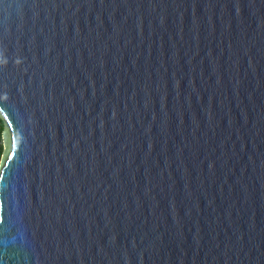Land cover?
<instances>
[{
  "label": "water",
  "instance_id": "obj_1",
  "mask_svg": "<svg viewBox=\"0 0 264 264\" xmlns=\"http://www.w3.org/2000/svg\"><path fill=\"white\" fill-rule=\"evenodd\" d=\"M0 264H264V0H0Z\"/></svg>",
  "mask_w": 264,
  "mask_h": 264
},
{
  "label": "trees",
  "instance_id": "obj_2",
  "mask_svg": "<svg viewBox=\"0 0 264 264\" xmlns=\"http://www.w3.org/2000/svg\"><path fill=\"white\" fill-rule=\"evenodd\" d=\"M4 128H5V121H4L3 117L0 115V161L2 159L3 152L5 149L4 139H3Z\"/></svg>",
  "mask_w": 264,
  "mask_h": 264
}]
</instances>
